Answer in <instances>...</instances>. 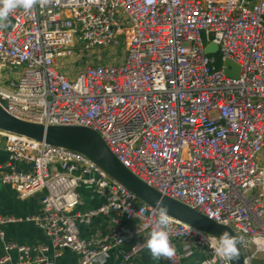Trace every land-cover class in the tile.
<instances>
[{"label":"built area","instance_id":"built-area-1","mask_svg":"<svg viewBox=\"0 0 264 264\" xmlns=\"http://www.w3.org/2000/svg\"><path fill=\"white\" fill-rule=\"evenodd\" d=\"M120 39L119 65L72 78L58 70L73 48L99 55ZM210 44L215 54L204 52ZM0 100L24 122L93 130L148 187L230 228L244 264H264V0H37L0 21ZM0 137V185L20 200L43 192L26 221L47 240L7 241L1 226L13 220L0 217V264H55L64 251L76 264H106L111 252L132 264L157 210L88 159ZM79 190L101 203L87 207ZM169 240L182 251L166 264H183L192 248L198 264H230L215 237L170 217Z\"/></svg>","mask_w":264,"mask_h":264},{"label":"water","instance_id":"water-1","mask_svg":"<svg viewBox=\"0 0 264 264\" xmlns=\"http://www.w3.org/2000/svg\"><path fill=\"white\" fill-rule=\"evenodd\" d=\"M11 21H8L7 27ZM204 52L215 54L217 46L208 45ZM225 75L235 78L239 68L225 60L223 62ZM6 101L0 100V131L7 137L23 138L27 141L43 143L46 149L61 151L74 156L88 159L100 168L110 179L114 180L142 204L159 212L156 201H162L168 206L169 217L209 234L216 239L227 231L234 236L230 228L218 224L211 219L199 214L192 208L148 187L124 166L109 151L99 134L83 126H43L18 120L7 114L3 107ZM235 237V236H234ZM238 247L237 258L229 260L230 264H244L242 252Z\"/></svg>","mask_w":264,"mask_h":264},{"label":"crops","instance_id":"crops-1","mask_svg":"<svg viewBox=\"0 0 264 264\" xmlns=\"http://www.w3.org/2000/svg\"><path fill=\"white\" fill-rule=\"evenodd\" d=\"M86 60V59H85ZM102 63L98 59H94L92 64ZM59 65V64H58ZM58 70H59V66ZM60 71V70H59ZM72 78L75 76H67ZM0 139L4 140L2 137ZM3 146V145H2ZM7 161V153L2 149L0 145V166ZM15 169H24V165L16 163ZM82 196L85 198L87 207H96L101 203L99 197L90 194L87 191H81ZM43 196V192L35 193L25 200L17 198L13 189L8 186L0 185V217L11 218L13 221L7 222L1 226L4 232V238L7 241H14L18 244H32V243H47L46 238L41 231L31 221H26V218L36 216L39 212L40 200ZM99 219L94 220V224H97ZM82 233L87 232V228L81 229ZM173 246L178 252L182 251V245L175 241ZM126 249L129 246L125 247ZM3 255L2 244L0 242V257ZM202 259V254L192 248L189 254L183 256V264H198ZM77 256L71 252L64 251L62 256L55 261V264H76ZM106 264H119V255L117 252H111L109 258H107ZM132 264H166L164 259L161 258L158 261L152 259L148 250L144 247L140 250L139 254L133 260Z\"/></svg>","mask_w":264,"mask_h":264},{"label":"clouds","instance_id":"clouds-1","mask_svg":"<svg viewBox=\"0 0 264 264\" xmlns=\"http://www.w3.org/2000/svg\"><path fill=\"white\" fill-rule=\"evenodd\" d=\"M37 0H0V21H7L9 15L16 9L31 10ZM159 214L153 222L144 247L148 250L153 260L161 258L171 259L176 255L175 247L169 240V210L162 201H156ZM147 228L148 225H145ZM240 238L234 237L227 231L217 238L216 253L225 259L235 260L238 253Z\"/></svg>","mask_w":264,"mask_h":264},{"label":"rangeland","instance_id":"rangeland-1","mask_svg":"<svg viewBox=\"0 0 264 264\" xmlns=\"http://www.w3.org/2000/svg\"><path fill=\"white\" fill-rule=\"evenodd\" d=\"M80 48H81L80 46L73 48V54L70 57L60 60L59 70L64 75L71 76L76 74V72L92 64V61H94V59H98L103 63V65L111 64L114 66L119 65L121 63V59H123L121 39L119 40V44L100 50L99 55H96L95 53L90 54V52H86V51L77 53V50H79ZM3 144H4V140L0 139L1 147ZM263 160H264V149L262 151L261 157L258 160V164L260 166ZM81 191L82 190H79V192ZM83 198L85 199L86 197Z\"/></svg>","mask_w":264,"mask_h":264},{"label":"trees","instance_id":"trees-1","mask_svg":"<svg viewBox=\"0 0 264 264\" xmlns=\"http://www.w3.org/2000/svg\"><path fill=\"white\" fill-rule=\"evenodd\" d=\"M215 58L218 60V63H220L219 56L215 55Z\"/></svg>","mask_w":264,"mask_h":264}]
</instances>
